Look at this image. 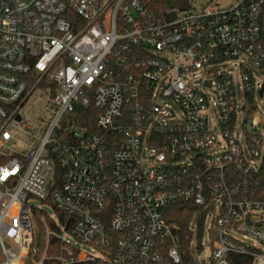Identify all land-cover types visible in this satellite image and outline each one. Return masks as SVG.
<instances>
[{
  "label": "built area",
  "instance_id": "1",
  "mask_svg": "<svg viewBox=\"0 0 264 264\" xmlns=\"http://www.w3.org/2000/svg\"><path fill=\"white\" fill-rule=\"evenodd\" d=\"M258 99L264 0H187L160 12L141 0H0V264H197L192 240L209 214L203 264L230 252L264 259ZM112 203L106 226L99 214ZM178 203L194 207L189 260L168 218ZM39 208L46 244L52 235L59 248L36 260ZM64 233L100 255L70 247Z\"/></svg>",
  "mask_w": 264,
  "mask_h": 264
},
{
  "label": "trees",
  "instance_id": "2",
  "mask_svg": "<svg viewBox=\"0 0 264 264\" xmlns=\"http://www.w3.org/2000/svg\"><path fill=\"white\" fill-rule=\"evenodd\" d=\"M148 8L155 10L156 12H160L163 9H166L167 7L178 4L181 5L183 2L186 3L187 0H141ZM58 171H60L58 169ZM60 174H62V171H60ZM58 174L60 177L61 175ZM263 187V186H262ZM60 218L62 222L65 221V214L57 209H54ZM42 209H36L35 214L38 215ZM193 212L194 207L192 205L187 204H174L170 205L168 209V218L171 221H174L179 224L181 227L182 237L185 238L184 240V246L186 249H188V255L187 260H189L190 256V239L191 234L189 233V225L193 218ZM49 225L52 230L57 231L58 225L52 220H48ZM200 229H202V226L200 225ZM201 231V230H200ZM56 244H58V239L54 236H51L50 238V248H48V252L56 250ZM37 251L34 253L33 257L36 258V260H39L45 249H46V231L45 226L40 222L39 223V233L37 236ZM51 254V253H50ZM57 261L55 259H51L46 261L45 264H56ZM254 263V257L250 254H243V253H228L226 257V264H253ZM76 264H83V263H76ZM92 264V263H91Z\"/></svg>",
  "mask_w": 264,
  "mask_h": 264
},
{
  "label": "rangeland",
  "instance_id": "3",
  "mask_svg": "<svg viewBox=\"0 0 264 264\" xmlns=\"http://www.w3.org/2000/svg\"><path fill=\"white\" fill-rule=\"evenodd\" d=\"M164 55H167V53H164ZM170 58H172V54H169ZM233 66H228L227 68L228 69H233ZM217 71H225V68H221V67H218V70ZM215 75H217V72L215 73H211V74H208L207 73V77L208 78H212L214 77ZM258 104L261 108H264V102L261 101V99H258ZM172 105H174V107L176 108V110L178 111L179 110V107L177 104L173 103ZM33 110H31L28 114V116L30 115V117H33ZM28 117L27 119L29 120ZM40 135H42V133H40ZM29 204L31 205H38V206H42L45 208L47 214L50 216V217H54L55 219L58 218L57 216V213L56 211L54 210V207L50 204H47V203H44L42 202L41 200L35 198V197H31L29 199ZM40 216H44L43 213L40 214ZM212 218V214H209L208 216H206V219L203 221V228L205 229V232L200 235L199 237V240L198 242L196 241V239H193L192 240V253L196 259V263L197 264H203L205 261L206 262H209L210 261V258H211V255H212V250H213V245L211 243V241L209 240V236L207 235L206 231H207V228L210 224V220ZM33 223H34V231H35V243H34V247L36 248L37 247V236H38V233H39V223H40V218H39V215H36L34 218H33ZM43 225L44 223L41 222ZM46 231V230H45ZM63 233L60 234V236H62ZM235 237L237 238H240L246 242H249V243H259L254 237H249L247 239H244L243 236L239 233H234L233 234ZM64 237H65V240L68 241L70 243V247L72 248H78L80 249L82 252H87V253H90V254H93L95 256H99L100 255V250L85 243V242H82L78 239H76L75 237H73L72 235H70L69 233H64ZM47 243V242H46ZM202 245V247H197V245ZM49 245V244H48ZM47 244H46V249L43 253V255H45V253H49L48 250H47ZM58 248H59V244H56V251H50V253L48 254L49 256H54L56 255V253L58 252ZM33 256V255H32ZM36 259V258H35ZM4 260V257L3 255L1 254L0 252V262H2ZM223 264H226V263H223ZM253 264H264V259H262L261 257H257L255 258L254 260V263Z\"/></svg>",
  "mask_w": 264,
  "mask_h": 264
},
{
  "label": "water",
  "instance_id": "4",
  "mask_svg": "<svg viewBox=\"0 0 264 264\" xmlns=\"http://www.w3.org/2000/svg\"><path fill=\"white\" fill-rule=\"evenodd\" d=\"M112 209H113V203L110 205L109 210L107 212L99 214L102 220L105 222L106 226L110 224V215H111ZM210 233H211L210 237L213 238L214 237L213 230H210Z\"/></svg>",
  "mask_w": 264,
  "mask_h": 264
},
{
  "label": "bare ground",
  "instance_id": "5",
  "mask_svg": "<svg viewBox=\"0 0 264 264\" xmlns=\"http://www.w3.org/2000/svg\"><path fill=\"white\" fill-rule=\"evenodd\" d=\"M52 236V235H51ZM51 236L49 237V245H48V247H47V250H48V248H50V238H51ZM56 251V250H55ZM49 254V253H48Z\"/></svg>",
  "mask_w": 264,
  "mask_h": 264
}]
</instances>
